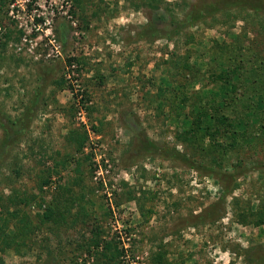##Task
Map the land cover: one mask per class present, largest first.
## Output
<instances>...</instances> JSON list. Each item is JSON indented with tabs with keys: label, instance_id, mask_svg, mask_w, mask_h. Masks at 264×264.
Masks as SVG:
<instances>
[{
	"label": "rangeland",
	"instance_id": "rangeland-1",
	"mask_svg": "<svg viewBox=\"0 0 264 264\" xmlns=\"http://www.w3.org/2000/svg\"><path fill=\"white\" fill-rule=\"evenodd\" d=\"M219 1L1 8L0 264H95L97 235L123 249L112 264H155L162 251L168 264H264V224L251 215L264 209V144L218 165L203 128L183 140L190 106L171 103L177 86L188 100L214 90L184 77L207 69L212 48L240 37L264 50V14L233 9L171 40L139 38L150 22L182 21ZM176 61L189 68L175 75Z\"/></svg>",
	"mask_w": 264,
	"mask_h": 264
},
{
	"label": "trees",
	"instance_id": "trees-1",
	"mask_svg": "<svg viewBox=\"0 0 264 264\" xmlns=\"http://www.w3.org/2000/svg\"><path fill=\"white\" fill-rule=\"evenodd\" d=\"M6 2L9 3L12 0H0V14ZM208 6V10L203 9L200 13L191 11L182 21H172L165 25L150 22L141 31L139 38L171 40L197 22L233 9L250 11L252 15L264 14V0H220ZM261 25L264 29V23ZM255 35L257 36L256 33ZM3 37L9 39L10 36L6 33ZM210 53L212 56L211 59L209 58L205 71L200 68L197 71L191 70L184 77L188 81L204 82L203 86L206 83L214 84V90L206 96L200 95L202 91L200 94L199 92L194 93L197 97L188 100L186 93L180 92L177 86L172 93H181V96L171 103L175 105L176 110L182 107V111L187 110V105L190 106L187 117H192L193 125L185 131L183 140L192 143L197 133H202L200 129L203 128V138L207 137L214 145L213 160L220 165L217 157L221 159L229 152H238L239 155L245 146L256 148V144H264V50L259 49L258 45L247 46L238 37L234 45L227 47L219 45L217 49L212 48ZM72 62L73 59H68L69 66ZM186 66H189L188 61L184 63L176 61L171 65L176 72L175 75L183 74ZM86 140L87 136H82L79 145L83 146ZM226 175L230 179H235L234 174L227 173ZM220 180L223 181L222 198L224 199L230 186H225V179L222 176ZM214 209L213 207L212 210ZM52 215L50 211L46 214L47 217ZM251 215L253 224L257 226L264 224L263 208ZM95 239V244L89 251L95 264H112L123 255V249L113 241H101L99 235ZM153 257H155V264H168L165 251Z\"/></svg>",
	"mask_w": 264,
	"mask_h": 264
}]
</instances>
